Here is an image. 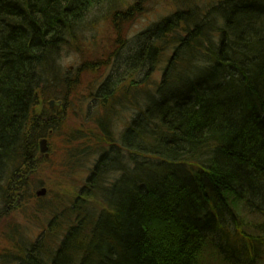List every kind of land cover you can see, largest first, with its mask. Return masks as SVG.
<instances>
[{
	"label": "trees",
	"instance_id": "obj_1",
	"mask_svg": "<svg viewBox=\"0 0 264 264\" xmlns=\"http://www.w3.org/2000/svg\"><path fill=\"white\" fill-rule=\"evenodd\" d=\"M119 2L0 0V264H202L208 250L263 262L264 0H169L129 41L140 9ZM110 3L127 50L64 71L85 18ZM41 166L88 177L70 203L74 189L36 197Z\"/></svg>",
	"mask_w": 264,
	"mask_h": 264
},
{
	"label": "rangeland",
	"instance_id": "obj_2",
	"mask_svg": "<svg viewBox=\"0 0 264 264\" xmlns=\"http://www.w3.org/2000/svg\"><path fill=\"white\" fill-rule=\"evenodd\" d=\"M112 6L113 3L107 4L106 6L101 7L100 10L91 12V14H89L85 18V20L83 21V26L85 27V30L82 32L80 30V33L84 38V41L83 40L81 41L83 45L80 46V50L77 53H74L72 51H66L63 52L62 54L60 67L64 71H70V72L74 71L75 68H78L80 65H84L83 62L85 60H87L88 63L89 62L95 63L97 61H102L106 63L107 59L110 58L109 56L112 55L114 52L118 51L119 52L118 54L120 55L121 53L123 54L127 50L128 42L124 43L123 47L121 48L120 46L118 47L117 44H115L116 35L112 28L113 19L111 14L112 12H114L115 8ZM118 6L120 10L125 12H127L131 7L140 9L138 14L137 11L131 12L130 16L125 20L126 25L121 31L122 32L121 39H125L126 41H129L130 38H133L135 35L142 32V30H144L147 26H150L151 24L157 22L159 19L168 16V14H170L174 9L171 3L169 2V0H121V2L118 3ZM117 26L119 25L117 24ZM121 27L122 26H120V28ZM109 62L111 63L112 66L113 63L111 61ZM109 72L110 69H107L108 74H110ZM112 73L113 75L114 74L116 75L117 70L115 69V71H112ZM119 73L121 74L120 71L118 72V74ZM95 78L96 77L93 72L85 74V76H81L79 79L81 87L84 89L88 87L87 85H89V83H94V85L96 86V84L98 83H95L94 81ZM160 78H161V72L160 69L158 68L157 73L154 75V79L160 80ZM50 102L53 101H49L48 105ZM57 107L60 108L59 104H57ZM87 108H88V103H86L84 106L85 110ZM39 111L40 108L37 109V112ZM80 114L81 116H84L83 112H81ZM79 123L81 124V118L77 116H73L70 120H68L67 125L73 128L76 127ZM80 124L78 126H80ZM115 124L117 130V137H119L120 133L124 129L123 117L118 116L117 119H115ZM46 143H48L47 151L45 153V155H47V158H45L44 155L41 153L40 156H43L45 160H48L50 157L54 156V152L53 151L51 153L49 152L51 146H49L48 140ZM53 147L56 148L54 145ZM41 169L42 171L43 170L44 171L42 174H40L41 176L39 178L41 179V181H43L45 185L44 188L47 190V197L50 198L54 197L55 194L63 195L64 192L62 191L64 189L69 192L73 191L74 189V192L70 194L72 197L69 196L67 198H64V201L65 202L69 201V203L71 199L75 197V195L77 194V190L83 187V183L85 179L88 177V175L83 174L80 176H76L75 178L72 177L67 179H59L55 176L50 177L48 175L49 170H45L46 166H41ZM115 177L116 176L111 175L109 177V180L112 181ZM66 181H68V183H66ZM94 205H96L94 206L97 208L96 210L99 211L98 210L99 207L97 206L98 204H94ZM243 219L245 225H248L252 221L250 216L248 215L246 216L244 214H243ZM202 264H218V261L214 259V255L212 254L211 251L208 250L203 256ZM259 264H264V261L260 262Z\"/></svg>",
	"mask_w": 264,
	"mask_h": 264
},
{
	"label": "water",
	"instance_id": "obj_3",
	"mask_svg": "<svg viewBox=\"0 0 264 264\" xmlns=\"http://www.w3.org/2000/svg\"><path fill=\"white\" fill-rule=\"evenodd\" d=\"M50 109L54 107V102L49 103ZM40 146V153L44 155L45 158H47V155H45L47 151V143L45 140H42L39 144ZM36 197H44L46 195V190L45 189H40L35 193Z\"/></svg>",
	"mask_w": 264,
	"mask_h": 264
},
{
	"label": "bare ground",
	"instance_id": "obj_4",
	"mask_svg": "<svg viewBox=\"0 0 264 264\" xmlns=\"http://www.w3.org/2000/svg\"><path fill=\"white\" fill-rule=\"evenodd\" d=\"M116 134H117V130H115ZM39 149H40V146H39Z\"/></svg>",
	"mask_w": 264,
	"mask_h": 264
}]
</instances>
